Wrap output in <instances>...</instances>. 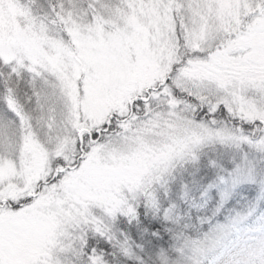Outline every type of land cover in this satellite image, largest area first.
<instances>
[{"label":"snow or ice","instance_id":"snow-or-ice-1","mask_svg":"<svg viewBox=\"0 0 264 264\" xmlns=\"http://www.w3.org/2000/svg\"><path fill=\"white\" fill-rule=\"evenodd\" d=\"M0 15V264H264V0Z\"/></svg>","mask_w":264,"mask_h":264},{"label":"rangeland","instance_id":"rangeland-1","mask_svg":"<svg viewBox=\"0 0 264 264\" xmlns=\"http://www.w3.org/2000/svg\"><path fill=\"white\" fill-rule=\"evenodd\" d=\"M7 25L8 20L3 15H0V28L6 27Z\"/></svg>","mask_w":264,"mask_h":264}]
</instances>
